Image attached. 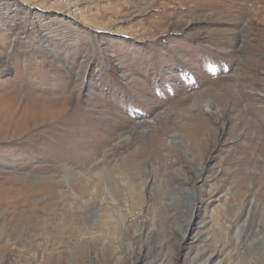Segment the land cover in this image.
<instances>
[{"label":"rangeland","instance_id":"obj_1","mask_svg":"<svg viewBox=\"0 0 264 264\" xmlns=\"http://www.w3.org/2000/svg\"><path fill=\"white\" fill-rule=\"evenodd\" d=\"M0 264H264V0H0Z\"/></svg>","mask_w":264,"mask_h":264},{"label":"bare ground","instance_id":"obj_2","mask_svg":"<svg viewBox=\"0 0 264 264\" xmlns=\"http://www.w3.org/2000/svg\"><path fill=\"white\" fill-rule=\"evenodd\" d=\"M70 6L71 5H67L66 8L69 9ZM55 18H57V23H55L54 25L57 26V27L65 28V30H63V31L66 32V31H69V30H73V31L77 30V27H74V24H72L69 20H67V19H65L63 17L60 18L59 16H56ZM36 24H37V26L40 27L42 23H41V21H36L35 23H32V25H34V26H36ZM45 27H46V25H45ZM138 84H137V86H138ZM60 113H61L60 111H57L56 116L59 117L60 116ZM183 129H184L183 130L184 131V138H186L188 140H194V141H197L198 140L201 143L204 142V140H200V137H201V135L203 133V130L205 129L204 119H202V118H196V119L193 120V123H189V124L185 125L183 127ZM156 142H157V140H156ZM193 147H194V151L197 152L196 149H198V147L196 146V143L193 144ZM208 263H209V261H208Z\"/></svg>","mask_w":264,"mask_h":264}]
</instances>
